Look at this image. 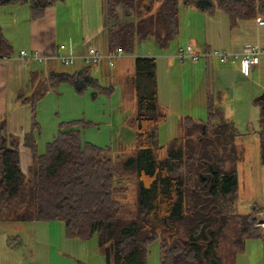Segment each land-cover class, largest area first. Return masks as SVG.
Instances as JSON below:
<instances>
[{"label": "trees", "instance_id": "1", "mask_svg": "<svg viewBox=\"0 0 264 264\" xmlns=\"http://www.w3.org/2000/svg\"><path fill=\"white\" fill-rule=\"evenodd\" d=\"M61 1L0 0V7L27 4L30 18L38 19ZM182 2L210 13L222 10L231 28L264 15V0ZM179 3L106 0L108 51L121 47L134 52L152 36L160 47H168L179 34ZM14 52L0 25V56ZM134 62L136 75L148 78V92L137 99L135 147L126 159L124 154L109 156L110 147L84 140L80 126L86 122L81 119L60 122L57 134L40 152L37 103L51 89L67 83L78 93L92 87L95 96L108 94L113 87L101 85L93 65L74 72L30 73L29 91L21 89L16 96L18 103L32 107L30 132L22 139L8 131L6 118L0 121V222L60 220L66 238L88 240L97 234L108 264H147L155 241H159L160 264H236L251 239L262 240L264 264V229L255 226L264 205L255 203L246 213L238 209L239 154L234 147L228 149L231 132L235 135L233 120L225 117L209 91L206 122L184 117L179 135L162 154L159 130L168 117L157 102V59L136 56ZM255 103L260 107L264 163V92ZM22 146L33 157L26 171Z\"/></svg>", "mask_w": 264, "mask_h": 264}, {"label": "rangeland", "instance_id": "2", "mask_svg": "<svg viewBox=\"0 0 264 264\" xmlns=\"http://www.w3.org/2000/svg\"><path fill=\"white\" fill-rule=\"evenodd\" d=\"M105 2L106 0H63L49 7L41 19H36L35 22H31L30 17H27L29 15L27 4H16L5 6V9H2L5 13L0 11V21H3L7 34L10 35L15 46L20 42L24 47L37 50L44 56L54 57L58 46L62 43H71L76 50H85L89 46H94L105 51L108 49ZM8 10L15 11V17L17 15L15 22L10 21V15L6 14ZM99 22H103V25L98 30L96 24ZM227 25V17L222 10L214 13L201 11L194 6L185 5L180 0V33L170 41L168 47H160L152 36L139 43L134 52L125 53V57L120 59L114 67L102 64L94 68L93 75L101 85L113 87L110 93L98 92L94 96L95 89L92 87L78 93L70 84L63 83L51 89L44 99L37 103L39 151H44L47 143L55 137L60 122L81 119L86 122L85 127L80 126L84 140L99 146L110 147L109 156L124 154L122 158L126 159L132 154L135 147L137 99L140 93L148 92L145 88L148 78L137 76L135 72L134 58L141 51L145 56L156 57L158 63L157 102L166 110L168 117L167 121L160 125L159 130V144L163 147L161 153L164 154L170 140L180 133L181 119L191 116L206 122L208 96L205 87L206 75L201 69L179 70L180 61L177 60L176 65L171 68L166 64L167 53L171 56L175 54L180 44L192 42L188 38L190 36L210 37L215 27L216 32L224 36L225 30H228ZM27 37L30 40H27ZM224 45L219 46L227 47ZM205 61L207 62V59L202 58L197 65L203 68ZM49 63H54L55 69L67 72H74L84 65L80 61L64 65L58 60H47L37 63L36 67L47 71ZM191 64L186 62V66ZM218 64L217 62L215 67L217 81L215 89L222 87L224 92L221 98L218 97L219 93H215L217 96L215 100L219 98V104L224 110L232 109L234 113L229 118L233 120L235 135L231 132L232 142L229 143L228 149L234 147L238 150L239 159L236 163L238 209L241 213H246L255 203L264 205V163L260 154V107L255 103L256 96L248 98L249 93L258 88L263 77L254 76V81L249 82L236 73L229 80L228 77L217 72ZM229 64L231 63L227 65ZM262 92L263 90L257 93ZM255 93L254 95H257ZM22 166L26 170L24 155ZM120 166L122 170H126L123 163ZM131 185L127 194L130 199ZM6 237L10 238L9 242L12 244L16 242L21 244L18 249L9 253L19 254V256L5 258V255L0 254V264H108L106 252L98 244L97 234L88 240L69 238L67 242H64L60 220L2 221L0 222V249ZM78 242H81V245L78 246ZM64 246H68V249L71 247L73 254L83 256L75 255L73 258L66 255L60 256ZM243 252L238 254L236 264H263L262 240L247 241L246 251ZM160 257L159 241H155L149 247L147 264H160Z\"/></svg>", "mask_w": 264, "mask_h": 264}, {"label": "crops", "instance_id": "3", "mask_svg": "<svg viewBox=\"0 0 264 264\" xmlns=\"http://www.w3.org/2000/svg\"><path fill=\"white\" fill-rule=\"evenodd\" d=\"M3 8L5 9V6L0 7V11H3V13H5V10H2ZM6 14L10 15L9 16L10 21L13 20L15 22V19H17V15L15 17L16 13L13 10H8L6 12ZM27 17L29 18L30 15H28ZM38 19H41V17ZM30 21L35 22L36 19H31ZM2 22L0 21V25L3 28L5 36L7 37L9 42L12 44L14 51H15L14 52L15 54L12 55V58L10 60L0 61V121L1 120L5 121V118H6L8 131L10 133L19 135L22 137V139H24V136L27 133H29L31 128H32V122H33V119H32L33 115L32 114H33V112H32V107L30 105L18 103V101L16 100V96L21 89L29 91V79H30V73L32 71L39 70V71L43 72L44 74H46L51 70H57V69H55L53 67V65H55L54 63H52V64L49 63L48 64V70L44 71V70L38 69V67H36L37 62H30V61L27 62V61L21 60L19 57L20 50L27 49V50L31 51L33 49H31L29 47H24V45H22V43H20V42L17 43L18 45H16L17 46L16 47L14 45V42L11 40L10 35L7 34L6 26H4V24ZM227 24H228L227 25L228 30H225L224 36H221L220 34H218L216 32L217 28L215 27L214 30L212 31L210 37H207V36H205V37L190 36L188 38L190 40H192V42L189 41L186 43H182L179 45V47L185 46L186 44H192L197 50H205L207 48H221V49H227V50H238V49H241L244 45L251 44V43H258L264 47V25L257 24L256 18L254 20L241 21L239 23V25L235 28H231L229 26V22H228V18H227ZM96 25H97V29L99 30V27L103 25V22L102 23L99 22ZM27 38H28L27 40H30L29 37H27ZM199 42H201V43H199ZM29 43H30V41H29ZM67 44H69L71 46V48L74 52L79 53V54L83 53L87 50V49L76 50V48L73 44H71V43H67ZM222 44H225L224 46H227V47L219 46ZM101 51L104 53L109 52L108 49L105 51L104 50H101ZM143 55H144V53H141V51L138 53V56H143ZM167 56L168 57H166L167 58L166 64L172 68L173 66L176 65V60L177 61H179V60L175 57V54H172L171 56H169V54L167 53ZM121 59H123V58H121ZM50 60H56V59H50ZM118 61H120V59L116 61L115 65L117 64ZM186 62H189L192 64L186 66ZM217 62L219 63L218 64L219 68H218L217 72L221 73L225 77H228L229 80L231 79V77H234L236 75V73L240 74L245 80H247L249 82L254 81V76L255 77L256 76L257 77H260V76L263 77L261 82H259L260 85L258 86V88L255 91H251L248 95V98L250 96H253V97L256 96L257 97L258 95H260L257 92H260L261 90H263V92H264V60H260L258 62V64L253 69H251V71H249L248 73L242 72L239 62H228L231 64L227 65L228 63H222L218 60H209V61L207 60V62L205 61L203 68H200L199 65H197L198 62L185 60L184 62H179L180 64L178 65V68H179V70H183V69L186 70V68L187 69H190V68L196 69L197 68L199 70L201 69V71L204 73V75H206L205 77L207 78V80L205 78L206 94H208V92L210 91L213 93L214 97L216 98L217 96L215 93H219L218 97L221 98L222 94L224 92L223 88L220 87L218 90L215 89V85L217 84L216 76H215V74H216L215 67L217 66ZM102 64L108 65L106 62L105 63L103 62V63L97 65L95 68H97L98 66H100ZM125 65L126 64H124V66ZM134 66H135V62H134ZM157 69H158V63H157ZM209 75H210V79H209ZM157 92H158V85H157ZM254 92H256L257 95H254ZM256 97H254V99ZM219 101H220L219 98L216 99V102L219 103ZM222 109H223L224 115L227 119H230L229 117H232V115L234 114L232 109H231V111H230V109L224 110L223 106H222ZM230 120H232V119H230ZM23 155L25 157V162L27 164V168H26V170H27L28 167L32 163V158H33L32 157V151L29 148L22 146L21 147V162H22ZM22 168H23V166H22ZM23 170L26 171L24 168H23ZM62 227H63V241L67 242L69 238L65 237L63 223H62ZM9 239L10 238L6 237L5 240L3 241V243H1L3 246H1L0 254L5 255V258L19 256V254H9V253L18 249V247H20L21 244L18 242H16L15 244H12L11 242H9ZM78 240H81V239H78ZM81 241H83V240H81ZM248 241H252V239L248 240ZM251 243L252 242H250V244ZM79 245H81V242H78V246ZM246 246H247V242H246ZM243 251H246V247ZM242 252H240V253H242ZM64 255L70 256L71 258L75 257V255L78 257L83 256L82 254H73L72 248L70 247V249H68V246H64L62 254H60V256H62V257ZM237 257H238V255H237Z\"/></svg>", "mask_w": 264, "mask_h": 264}, {"label": "built area", "instance_id": "4", "mask_svg": "<svg viewBox=\"0 0 264 264\" xmlns=\"http://www.w3.org/2000/svg\"><path fill=\"white\" fill-rule=\"evenodd\" d=\"M259 25H264V15L256 17ZM125 51L119 47L114 52L104 53L100 49L90 46L83 53H76L69 44L62 43L57 48V54L54 57H48L40 54L37 50L22 49L19 57L23 61L42 63L50 59H56L64 65H71L77 61H81L84 65L97 66L106 62L109 67H113L117 60L125 57ZM175 57L180 61L191 60L198 62L200 59L218 60L222 63L239 62L242 72L248 73L253 69L260 60H264V47L258 43L244 45L238 50H227L221 48H210L205 50H197L192 44L180 46L175 52ZM12 56L1 55L0 61L10 60ZM259 220L256 223L257 228L264 229V211L259 213Z\"/></svg>", "mask_w": 264, "mask_h": 264}]
</instances>
